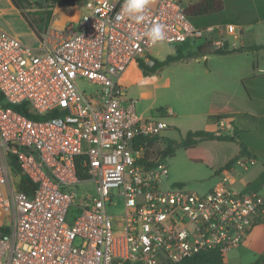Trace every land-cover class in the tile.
<instances>
[{"label": "built area", "instance_id": "obj_1", "mask_svg": "<svg viewBox=\"0 0 264 264\" xmlns=\"http://www.w3.org/2000/svg\"><path fill=\"white\" fill-rule=\"evenodd\" d=\"M123 2L81 0L68 7L76 16L48 22L36 45L0 27V264H175L203 251L223 256L264 222V195L233 187L228 168L198 193L165 186L160 155L154 166L143 162L154 159L149 140L169 127L137 114L126 94L128 66L153 64L144 31L162 23L165 42L179 43L211 28L196 26L182 0H158L139 24L121 14ZM79 79L95 89L87 93ZM22 103L39 118L7 106ZM225 127L219 121L218 133ZM234 162L246 170L256 159ZM20 174L33 183L30 193L18 189ZM89 181L95 192L77 198Z\"/></svg>", "mask_w": 264, "mask_h": 264}, {"label": "crops", "instance_id": "obj_2", "mask_svg": "<svg viewBox=\"0 0 264 264\" xmlns=\"http://www.w3.org/2000/svg\"><path fill=\"white\" fill-rule=\"evenodd\" d=\"M197 1L182 0L186 5ZM157 2L158 0H151L149 6L154 7ZM223 2L222 10L219 12L190 18L196 26L211 28L209 35L198 39L186 38L177 43L179 44L177 50L186 53L206 42L212 43L215 39H222L223 48L229 52L182 57L177 60L181 62L182 67L190 69L193 75L194 81L190 86L192 85V89L196 91L198 110L179 115L169 108L168 115L174 118L170 125L180 130L182 127L186 132L202 129L232 137V140L228 141L212 139L199 143L203 151L204 143L207 141L224 142L223 145H217V149L223 151L224 156L212 166L216 175L215 184L220 179V174L216 171L232 161L227 171L232 186L236 189L254 190L264 195V0H223ZM56 6L58 4L54 6L50 23L63 24L68 18L76 16L74 10L69 12L71 10L69 6L68 9L62 8L66 6H58L63 11L56 13ZM9 11L21 17L29 29L27 32L33 36V44L21 38L23 32L8 30L1 25L0 27L17 35L24 43L36 45L38 36L29 28L11 0H0V15ZM227 25H234L235 30L229 31ZM131 65L123 74V82L127 88L143 78V72L138 64ZM141 94L144 95L145 92ZM213 105L229 110L230 114L216 119L215 116L208 114L209 107ZM179 116L191 118L192 121L189 122L193 126L183 128L182 125L187 121H181ZM219 121L229 126L222 128L220 133H218ZM240 155L255 157L256 163L244 170L234 162V158ZM237 248L243 254L252 255L254 260L264 253V222L255 224Z\"/></svg>", "mask_w": 264, "mask_h": 264}, {"label": "rangeland", "instance_id": "obj_3", "mask_svg": "<svg viewBox=\"0 0 264 264\" xmlns=\"http://www.w3.org/2000/svg\"><path fill=\"white\" fill-rule=\"evenodd\" d=\"M183 1L187 2L188 0ZM184 5H186V3H184ZM58 6H56L57 8L55 11L61 13L63 10ZM62 8L67 9V6L66 8ZM33 9H36V6L28 5L23 11L30 13ZM28 17L33 16L28 14ZM51 17L52 11L50 19ZM24 21H26L25 18ZM0 25L8 30H18L23 32L21 38L25 42L33 44L34 39L33 36L27 32L28 27L15 12L9 11L4 15H0ZM178 46L179 44L177 43L165 42L164 44H158L151 48L150 55L154 59L161 61L168 55L175 54ZM189 70L190 69H187L186 67H182L181 62L176 60L154 72L143 73L142 79H139L136 84H133L126 89L127 96L135 101V110L137 114L144 117L153 116L162 118L170 125L174 121V118L168 115L169 108L179 115L183 112L198 110V100L195 99L196 91L192 89V85L190 86V84L193 83L194 78ZM78 85L87 93L95 89V85L83 79L78 80ZM141 92H145V94L143 95ZM179 119H181V121H187L185 125H182L183 128L193 126L189 122L192 121L191 118L188 119L179 116ZM171 126L172 125L163 130L161 136L163 138L180 140L186 131L183 130L182 127H180V130L179 128ZM223 144V141L205 142L203 146L204 150L202 152L204 161L202 162L190 160V157L194 156L195 153L189 155L184 152L183 148H178L173 155L164 158V162L168 167V174L164 178L163 184L166 186L171 183H179L198 193L207 192L216 183V175L214 174L215 170H212V166L223 158V151L217 149V145L219 146ZM75 192L77 198L82 194H93L95 192L94 183L89 181L80 184L75 189ZM112 211L115 214H120L122 212L120 201ZM75 215L76 212L73 208H70L67 220L72 221ZM3 219L4 214L0 215V221ZM253 260L254 257L252 255L243 254L239 248H231L223 252L224 264H247L253 262Z\"/></svg>", "mask_w": 264, "mask_h": 264}, {"label": "trees", "instance_id": "obj_4", "mask_svg": "<svg viewBox=\"0 0 264 264\" xmlns=\"http://www.w3.org/2000/svg\"><path fill=\"white\" fill-rule=\"evenodd\" d=\"M81 0H11L13 5L20 10L22 16H24L29 28L39 36V32L47 25L50 20L51 9H47L46 7H54L56 4L62 6H72L76 3H79ZM223 0H198L197 2L189 3L185 5V13L190 16V18H195L198 16H202L205 14L216 13L222 10ZM28 5L36 6V9L32 10L30 13H26L23 10ZM28 14H31L33 17H28ZM263 47V46H262ZM229 52L224 48H215L211 42H206L200 46H198L193 51H187L186 53H182L177 50L175 54L168 55L163 60H157L152 58L153 64L151 66H146L142 62H138V66L141 68L143 73L154 72L159 68L173 62L179 60L182 57H192V56H200L204 54L210 53H226ZM0 101H2V97L0 94ZM7 105V104H6ZM7 106H11L13 109L21 112L29 118L38 119L39 117L32 112L29 111V107L26 103L22 104H9ZM208 114L215 116L216 119H221L230 114V111L222 108L221 106H210L208 109ZM232 140V137L221 136L215 134L211 131H206L202 129L196 130H188L184 136L180 140H173L169 138H153L149 140V145L152 148V151H147L146 156H152L154 159L143 162L147 166L156 165L157 156H163L166 158L168 156L173 155V153L178 148H183L186 154L195 153L194 156L190 157V160L195 162L204 161L202 148L199 146V143L206 140ZM158 141H162V145H158ZM201 153V154H200ZM232 161H229L223 168H228ZM222 169V168H221ZM221 169L217 170L218 173ZM80 178H85L84 175L79 173ZM33 183L30 179L24 175L20 174V180L18 184V189L24 191L26 193H30L33 190ZM175 264H224L223 256L216 250L212 251H203L197 253L191 257L185 258L182 261ZM247 264H264V253H262L256 260Z\"/></svg>", "mask_w": 264, "mask_h": 264}, {"label": "clouds", "instance_id": "obj_5", "mask_svg": "<svg viewBox=\"0 0 264 264\" xmlns=\"http://www.w3.org/2000/svg\"><path fill=\"white\" fill-rule=\"evenodd\" d=\"M150 3L151 0H124L121 14L131 18L137 24L143 23L145 21V10ZM143 36L146 37L153 46L164 44L167 39L166 25L159 22L150 24L144 31Z\"/></svg>", "mask_w": 264, "mask_h": 264}, {"label": "bare ground", "instance_id": "obj_6", "mask_svg": "<svg viewBox=\"0 0 264 264\" xmlns=\"http://www.w3.org/2000/svg\"><path fill=\"white\" fill-rule=\"evenodd\" d=\"M72 10H74V12H75V14H76V10H75V9H71L69 12H71ZM56 13H57V12H56ZM67 16L70 17L68 14H67ZM70 18H72V17H70ZM132 65H134V64H132ZM132 65H131V66H132Z\"/></svg>", "mask_w": 264, "mask_h": 264}, {"label": "water", "instance_id": "obj_7", "mask_svg": "<svg viewBox=\"0 0 264 264\" xmlns=\"http://www.w3.org/2000/svg\"><path fill=\"white\" fill-rule=\"evenodd\" d=\"M161 160H163V156H161L158 161H161Z\"/></svg>", "mask_w": 264, "mask_h": 264}]
</instances>
